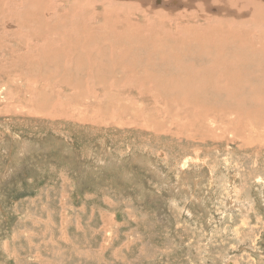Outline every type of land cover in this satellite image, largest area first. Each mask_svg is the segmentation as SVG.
Masks as SVG:
<instances>
[{
    "label": "rangeland",
    "instance_id": "374dc122",
    "mask_svg": "<svg viewBox=\"0 0 264 264\" xmlns=\"http://www.w3.org/2000/svg\"><path fill=\"white\" fill-rule=\"evenodd\" d=\"M3 1L0 264H264V75L254 80L263 86L253 92L244 87L248 92L239 97L216 95L205 74L220 52L210 50L208 39L192 38L200 30L178 37L184 22L162 19L164 28H152L140 16L128 29L160 36L155 54L150 43L129 40L130 31L126 41H115L122 34L92 33V26L102 46L109 36L107 46L117 47L115 61L105 46L99 62H91L96 70L86 59L77 67L75 60L65 63L58 54L67 52L63 28L54 30L63 51L29 54L33 32L44 28L19 30L29 16L3 9ZM24 2L33 14L31 0ZM94 41L86 38L85 48ZM133 60L142 66L140 77L161 84L157 95L152 85L139 93L107 82L116 76L109 63ZM61 63L68 76L55 73ZM255 63L264 71V56ZM39 95L45 109L35 105ZM62 110L73 115L63 118Z\"/></svg>",
    "mask_w": 264,
    "mask_h": 264
},
{
    "label": "bare ground",
    "instance_id": "6f19581e",
    "mask_svg": "<svg viewBox=\"0 0 264 264\" xmlns=\"http://www.w3.org/2000/svg\"><path fill=\"white\" fill-rule=\"evenodd\" d=\"M24 1L25 0H4V5H1L4 6L3 9L6 8L7 11L15 12L18 16L20 15L22 17L24 16V13L29 16L30 21H28L27 24L25 22L24 27L20 26V29L18 28L19 30L27 28L29 29V31L31 30L33 32V29L44 28L43 33L36 34L33 32L32 35H34V42L26 46L29 47V49H27V52L29 54L37 53L39 50H41L44 54V57H51L52 55L56 54L55 52H58L59 50L63 51L60 41L61 35L58 32L54 31L57 28H63L66 30L67 35V39H65V48L67 52L66 55L58 53L62 55V57L65 56V59L63 61H65V63L70 62L72 64V62L75 60V64L77 67V65L83 59H86L89 62L90 68H92V70H96V66H93L91 62L94 59L99 62L98 58L101 57V52L104 53L103 48L107 46V39H110V37H104V40L107 41V44L105 43V46H102V40L100 39V36L97 37V35H95L97 39H100V41L97 40V43H99L100 45H96V40L94 41L93 39L95 36H93L92 34L94 33V30H100V33L102 30H106L109 33L111 30H113L116 34H122L119 39H112L115 41H126L128 37H126L125 40L124 36L126 34V31H130V33H128L129 40L130 38L136 39H132V42H139L141 47L146 46L145 44L147 43H150L151 53L155 54L157 51L156 40H160L161 37L154 33L141 34L138 30L128 29V27H137L136 23H139V21L137 22L135 20L136 16L142 17L144 19V22H146L147 24L149 23L148 26L152 28L154 27V25L163 27L160 23H162V19H166L177 24H179L180 22L185 23V31L182 33L180 31L179 34L177 33L179 35L178 37L185 34L186 31L189 32L190 28H194L195 32H197V30H200V32H198L195 37L192 36V38L194 40L200 39L202 42H205V40L208 42L209 40L213 44V46H211L210 44V50H213L214 47V49L216 48L220 52V55H218V57H213L212 59H210L209 65L206 68L207 73L205 74V76H208L206 84H208V86L210 87V83L208 82V80H210L212 87H215L214 91L216 95H222L224 97L229 96L234 98L239 97L241 95V92H248V90H243L245 89L244 87L251 88L249 90L253 92L254 89L258 86H263L256 85L254 80H261L263 77L261 76V74L264 75L263 68H257V65L259 64L256 65L255 63V60L258 57L264 56V0H31V3H29L31 4L30 8L33 10V14H30L24 7H22L21 2L25 3ZM88 12L100 15H91L88 17V15H86ZM132 19H134L136 23ZM186 19L193 20V25L188 24L186 22ZM17 25H19L18 22ZM91 26L92 33L89 30ZM5 27L3 29H6ZM141 28H144V26L141 25ZM79 29H81L82 33H84L82 34V36L79 35L81 34V32L78 34ZM6 30L9 29L7 28ZM14 31L16 32V30ZM9 32L11 33V31ZM172 34L170 35L173 36ZM190 34L192 33L188 34V39L190 37ZM18 37H20V34H18ZM86 38H89L90 41H94L95 46H87L85 48ZM194 40L193 43H199ZM132 42H128V47L130 50L134 48L136 49V46ZM107 47L109 48L108 55L110 54L109 60H114L115 53H119V51L116 50L117 47L113 48L112 45H108ZM12 51L13 50L8 51V53ZM27 52H23L20 56L26 58V56L24 55H27ZM85 52L89 54L92 52L95 57L93 58L89 55H85ZM10 55L14 57L12 53ZM121 56L123 57L124 54L121 53ZM241 62L243 64H241ZM132 63L128 65L124 62H117V65L113 67L112 63H109L106 68L110 69L111 72L114 71L116 76H113L112 78L108 79L107 82L110 83L111 86L117 87V89L119 88V90H137L139 91V93L146 90V85H152L151 92L157 95L155 91L160 89L161 84H159L158 82H156L155 79H152L150 77H140V72L138 70H140L139 67H142L141 64H139V62L136 60H133ZM121 64H124V67L119 68ZM83 65L85 66L84 62ZM72 70L74 69H71V71ZM143 71H148V69L144 67ZM68 72H70V69L67 67V64L62 63L60 68H57V70L55 71L56 74L60 73L63 76H68V74H65ZM89 77L92 78L94 76L92 75ZM129 79H132L134 81L131 83ZM100 81L105 84L103 80L100 79ZM101 82L97 81L96 83L102 87L104 85ZM86 83V85L90 87V81H86ZM83 85L84 84H82L81 86ZM95 87L96 86L93 85L91 88ZM147 88L149 89V87ZM167 88L169 87L165 86V89ZM111 90L113 89H110V91ZM89 91L92 94L96 92H93V90H91L90 88ZM146 92L149 91L146 90ZM71 96L65 97L69 100ZM229 100L231 101V99ZM44 101L45 99L42 98V95H39V98L35 102V105L37 104V102H39L38 105L40 104V109H45L46 106H43ZM130 102L131 101H129V103ZM237 102L242 103V100H237ZM117 106H120V104ZM34 107L36 108V106ZM121 107L122 106H120V108ZM44 109L42 110L44 111ZM63 111L67 112V110H62V112L59 113V115L63 118H71V116L73 115L71 114L73 113V111H70V113H66ZM138 112L139 111H137V114H139ZM75 115H77V118L79 119V113H75L74 116ZM140 115L141 116L138 115L139 118L142 117V114ZM140 119L143 120V117ZM140 119H138L137 121H139ZM210 120L212 119L210 118ZM143 123L139 124L142 125ZM207 124H209V120Z\"/></svg>",
    "mask_w": 264,
    "mask_h": 264
}]
</instances>
